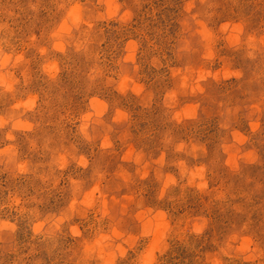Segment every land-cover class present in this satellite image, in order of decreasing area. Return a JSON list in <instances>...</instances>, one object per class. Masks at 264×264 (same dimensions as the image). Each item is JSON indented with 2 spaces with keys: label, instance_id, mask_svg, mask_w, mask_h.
<instances>
[{
  "label": "clouds",
  "instance_id": "1",
  "mask_svg": "<svg viewBox=\"0 0 264 264\" xmlns=\"http://www.w3.org/2000/svg\"><path fill=\"white\" fill-rule=\"evenodd\" d=\"M146 3L0 0V264H264V0H181L147 47Z\"/></svg>",
  "mask_w": 264,
  "mask_h": 264
},
{
  "label": "rangeland",
  "instance_id": "2",
  "mask_svg": "<svg viewBox=\"0 0 264 264\" xmlns=\"http://www.w3.org/2000/svg\"><path fill=\"white\" fill-rule=\"evenodd\" d=\"M181 5V0H152V5L149 4H144L143 9H141V11L139 13H137V23L136 25H134V27H142L144 22L147 21L148 22V28H147V32L144 33V35L141 37V39L144 41V46L147 47L150 42L152 41L153 37L156 36V33L153 31V29L157 28V27H175L176 25L174 24V19L175 17L178 15L179 13V8ZM152 6H155L157 9H159V11L156 13V18L155 20H153V18L150 15H146L144 10H147V12H151ZM141 17H143V19H141ZM24 22L21 21V25ZM129 31H131V29H129ZM108 35V41L109 43V47L111 48L112 44L116 45L115 48V54L119 55L122 51H123V45L128 42L129 40V36H131V38L133 40L136 39V34L135 33H129V35H126L125 33H117L115 31H111L107 33ZM158 43L160 42L159 40L157 41ZM29 55H32L31 52H29ZM143 64V68L142 71L145 72L149 78V81H151L153 75L155 74L156 70L155 69H151L149 71V66L145 61V58L141 57L140 61ZM35 67V64H34ZM55 68L50 67V71H55ZM161 71H164L163 69ZM37 84H40V81L38 80L36 82ZM65 83H70V81L65 78ZM164 82L158 81L156 86L157 87H163ZM231 87L233 94L236 96H239V92H237L234 88L233 82L230 81L228 82L227 85H221L217 88H214L212 90V95L215 96L216 98H221L220 94L223 93L227 88ZM110 98V97H109ZM123 103L126 104L127 107H129L131 110H133L134 112L137 111V106H136V102L134 98H129V100L127 101H122ZM76 106H80L82 107L83 105L79 102V99L77 98V104L74 105V107ZM157 112L159 111L158 109L156 110ZM207 115L208 117H213L211 120H205L204 125L201 127L200 132L198 133V135L201 136L202 139L208 140L211 143L209 144V152L211 154V150H212V145L215 144L216 142V120H215V106L214 105H210L207 109ZM153 124L155 127H159V118L156 116V113H153ZM139 117L134 116V119H138ZM144 125L141 124V128H143ZM242 130H246V125L244 127V129ZM135 128H133V133L135 134ZM119 147V146H118ZM148 147L150 149H152L153 151H155L156 148V142L153 141L151 143H149ZM259 147V146H258ZM260 153H261V158L264 159V147L260 148ZM156 155H159L158 152H155ZM115 165H113L114 167ZM246 172H249L251 175L256 176L257 178L260 177H264V169L257 167V166H253L251 168L245 169ZM222 173H225L226 170L221 169ZM147 183V182H146ZM237 183H240L239 180H237ZM154 187V186H153ZM152 191H151V187L150 190L148 192V198L151 201L152 199ZM264 199V194L259 195L255 198L256 203H260V201ZM190 204L192 207L196 208L197 210L199 209V202L195 201L192 202L190 201ZM210 216L212 218L213 221V227L216 228L218 233H223L225 231H227V229L231 226V224L234 221H238V217L236 215H234V213L231 211V209L228 210H221V208L219 207H212L210 209ZM253 218L257 221H259V217H257L255 214L253 216ZM208 247L210 248L211 245H208ZM177 255L175 257V260L178 261V264H184V258L189 256L190 254L186 253L182 248H177L176 249ZM189 264H191V261L189 260Z\"/></svg>",
  "mask_w": 264,
  "mask_h": 264
}]
</instances>
